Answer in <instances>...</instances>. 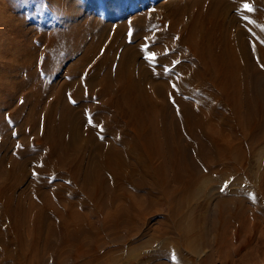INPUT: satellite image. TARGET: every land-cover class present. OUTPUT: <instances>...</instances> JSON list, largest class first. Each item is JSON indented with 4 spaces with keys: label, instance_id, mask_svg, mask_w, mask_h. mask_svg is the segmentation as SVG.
I'll use <instances>...</instances> for the list:
<instances>
[{
    "label": "bare ground",
    "instance_id": "1",
    "mask_svg": "<svg viewBox=\"0 0 264 264\" xmlns=\"http://www.w3.org/2000/svg\"><path fill=\"white\" fill-rule=\"evenodd\" d=\"M175 7L165 14L151 12L156 20L138 18L136 30L113 26L112 39L98 58L107 35L105 28L96 30L78 59L87 63L95 58L82 82L74 86L68 79L54 101L36 97L34 109L42 113L44 129L34 135L41 151L18 147L17 157L0 156V264H44L43 250L58 262L63 254L88 255L81 264H94L103 233L115 242L114 249H123L134 234H147L158 214L153 218L159 236H179L161 244L154 264H167L172 257L174 264H210L213 251L197 262L192 258L202 255L200 243L214 229L223 242L233 226L235 262L248 264L254 248L264 261V234L256 235L254 247L241 236L248 211L255 228L264 225V171L253 173L259 191L249 194L246 206L240 190L230 196L211 193L222 184L241 183L243 164L255 159L254 166L262 159L264 0H213L189 16L183 28L175 21ZM79 9L70 7V17ZM235 22L239 27L230 29ZM149 28L156 30V47L149 45V34H141ZM75 29L56 32L47 41L56 50L68 46L72 56L82 50L80 34L87 33ZM141 37L140 43H130ZM96 93L105 98L100 106L95 103L99 115L88 104L78 110L80 105L66 102L70 97L93 100ZM96 120L101 131L94 127ZM32 172L33 180L22 189ZM159 205L167 211L154 212ZM185 207L193 219L185 217ZM210 215L218 223L215 228ZM93 216L100 217L98 223L91 221ZM181 246L191 253H180Z\"/></svg>",
    "mask_w": 264,
    "mask_h": 264
},
{
    "label": "rangeland",
    "instance_id": "2",
    "mask_svg": "<svg viewBox=\"0 0 264 264\" xmlns=\"http://www.w3.org/2000/svg\"><path fill=\"white\" fill-rule=\"evenodd\" d=\"M50 1L51 0H0V14L3 13L2 15H0V156L4 155V159L6 158L5 160L13 156L17 157L18 154L16 152L18 147L19 149H22L23 147L22 150L27 147L29 149L31 148V150H34L35 152L41 151L38 145L40 138H37V136L34 135L36 134L37 130L39 131L37 133H43L42 128L44 129V127H42V113H40L39 115V112L34 109V102L36 97L39 96L46 102H48V100L54 101L56 90L59 89V87L62 86L65 82H67L68 79H71V81H75L74 86L78 84V82H82V74L90 69L91 64L93 63L95 58H98L100 54L103 53L104 49L108 47L109 41L110 39H112L111 37L113 33L111 34V32L114 29L113 26L122 23L125 25L124 27L126 30H136L138 28L136 23L140 22L139 20H137L138 18L156 20V17L152 15L151 12L155 11L156 13L160 12L165 14L169 13L168 11L171 10L170 8L176 6L173 9H176L175 11L177 12V14L175 12V21L177 23L180 21L178 23V26L179 28H183L189 16H192V14L194 15L203 12L207 9V7H210V4L213 0H59L57 1V3L53 2V5H48V3L51 4ZM70 7L76 10L80 8V11L78 10L80 13L77 11L73 13L75 14L73 17H70ZM149 10L150 13H148ZM168 19L164 18L162 20L165 23H169L170 19ZM235 24L236 22L230 26V29L234 30L239 27L238 22L237 27ZM75 27V31H77L78 33H80L81 30H87V33H85V35L80 34L83 35L81 36V43L83 41L82 50L79 49V51L73 52L72 56L71 52L68 51L70 49L68 48V46H65L67 49L64 47L65 49L62 48L61 50H56L55 46L51 47V44L48 43L47 39L56 32H63L67 28L74 29ZM104 28L106 29V31ZM102 29H104V34L107 35L104 36L106 40L104 39V42L100 46L94 60L92 59L87 63L79 62L78 59H80L82 55L81 53H83L84 50L83 46H87V43L92 41L93 36L100 32ZM96 30L98 31L97 33ZM155 31V28H149L146 32L141 33L149 34L151 36V43L148 44L150 46L153 45L152 47H156L159 45L158 43H155L158 42L155 41ZM91 32L92 34H90ZM84 39L86 40L84 41ZM153 39H155V42L153 41ZM165 39L170 40L171 38L165 37ZM172 40L174 39L172 38ZM141 41L142 37L133 39L130 43H140ZM172 49H174V47ZM120 50H117V54L120 53ZM176 50L177 49L172 51L170 50V53L174 51L172 54H175ZM148 54L151 55L153 53L148 52ZM149 67L156 68L155 64L149 65ZM41 95L45 97H42ZM66 99L68 100H66V102L70 106H73V104L74 106L80 105L78 107V110L82 107V103L88 104L91 107L96 108L97 111L95 110L94 112H96L98 115L100 114V112L98 110L99 107H97V104L98 106H100V104H103V100L105 101V98H102V96L100 97L98 94L93 97V100L87 98L83 101L77 98L73 99L72 97ZM63 101L65 102V99ZM95 103L97 104L95 105ZM102 114L106 118L109 117V114L107 112H102ZM32 116H34V124H32L31 121ZM38 118H40V121L37 124ZM94 127H96L98 131H101V122L96 120ZM29 131L31 133H29ZM252 161L253 159H248V161L246 162L247 164L244 163V168L239 171V174L243 179L241 183L234 185L222 184V186L218 190L212 189L213 191L211 193H213L216 197L217 195H232L235 189L240 190L242 192V194H240V198H242L241 203L245 206L248 205V201L246 200H248L249 194H251V192L255 194L259 191L257 178L254 174H262V172L264 171V151L260 162L258 160V163L256 162V165L253 166V164H255V159L253 162ZM32 173L33 174L30 175L27 181H25V183L23 184L22 189H26L28 181L33 180L34 172ZM210 187L211 186L209 185L208 189L211 190ZM201 200L202 197L198 198L197 201L194 200L192 202V206L194 207L196 204L201 203ZM215 201L216 199L211 202L212 208H215ZM161 206L160 208L157 206L154 212L156 211L165 213L167 211L166 206ZM186 208L187 207L183 209V213H185V217H189L191 216V214L189 213L192 212L188 210V208ZM198 209L199 208L194 210L196 214L199 212ZM158 215L152 216L150 222L147 225V228H149L147 234H145L144 236L140 235L139 233L134 234L132 240L128 242L129 244L123 247V249H114L115 246L113 245L115 244V242L109 236H107L106 233H103V238H101V241L96 244V249L98 251L96 255L98 256V259H96L94 264H154V261L158 259L157 255H159L160 253L157 251H161V249L166 244H168V241L171 242L173 235L174 237L179 236L176 232H174L171 236L167 234L159 236V233L155 229H158L156 223V218L159 217ZM250 216L251 213L249 211L244 215L243 221L245 226L241 229V236L243 241L245 240L246 242H250L253 246L256 241L258 242L257 236L260 235L259 233L264 234V230H261L262 228H260L264 227V225L260 224L259 226H257L258 228H255L253 225V219H251ZM213 217L212 215H210L209 222L214 223L215 218ZM191 218L192 217H189L188 219L191 220ZM90 219L93 223H98L100 217L93 216L90 217ZM216 223L217 222L215 221V223L212 224V227L215 228ZM145 227L146 225L144 226V229ZM234 228V226L229 228L230 232L225 235V239L221 243L218 241L217 229L210 230L207 234V237L205 238V241H203L204 244L203 242L200 243L202 247V255H200V257L198 258L196 257V259L195 257L192 258L197 262L208 252L213 251L214 253L212 252L213 255L211 254L212 257L210 260V264H237L235 262L236 254L234 248L237 247L238 242L235 241L231 236L235 230ZM106 237L108 238L105 240ZM166 239L169 240L167 241ZM262 243H264V239ZM161 244L165 245L162 246ZM170 246L174 247L171 243ZM180 248L183 249H179L181 251L180 253H182V251L185 255H187V252L191 253L184 246H181ZM254 249L252 250L253 253L250 252V258L246 260L247 263L264 264V261L261 262V256L258 255V253H255L256 251L254 252ZM115 250H117V252ZM45 252L46 251L43 250V255L40 254V256H42L43 258L44 264H81L89 257L88 255H86L85 257L73 258L68 254H63L61 256L62 261L59 260L58 262L57 256L55 254L48 251V253ZM180 253L179 255H181ZM179 255L177 256L179 257ZM71 259L72 262H70ZM174 261L175 259H173L172 257L167 261V264H174Z\"/></svg>",
    "mask_w": 264,
    "mask_h": 264
},
{
    "label": "snow or ice",
    "instance_id": "3",
    "mask_svg": "<svg viewBox=\"0 0 264 264\" xmlns=\"http://www.w3.org/2000/svg\"><path fill=\"white\" fill-rule=\"evenodd\" d=\"M247 7V6H246Z\"/></svg>",
    "mask_w": 264,
    "mask_h": 264
}]
</instances>
